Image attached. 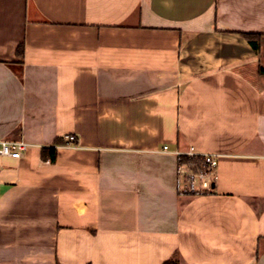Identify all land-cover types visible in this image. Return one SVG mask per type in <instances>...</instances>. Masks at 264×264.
I'll return each instance as SVG.
<instances>
[{
    "label": "crops",
    "instance_id": "0c3cea01",
    "mask_svg": "<svg viewBox=\"0 0 264 264\" xmlns=\"http://www.w3.org/2000/svg\"><path fill=\"white\" fill-rule=\"evenodd\" d=\"M21 141L0 264H264V0H0ZM191 149L218 155L211 194L177 191Z\"/></svg>",
    "mask_w": 264,
    "mask_h": 264
},
{
    "label": "built area",
    "instance_id": "2783aa9c",
    "mask_svg": "<svg viewBox=\"0 0 264 264\" xmlns=\"http://www.w3.org/2000/svg\"><path fill=\"white\" fill-rule=\"evenodd\" d=\"M67 144L72 145L76 141L75 136H67ZM30 147L26 142H3L0 145V156L19 159ZM164 152L169 147H164ZM177 168V191L180 196H203L214 192L219 165L218 155L201 154L194 149L188 152L176 153Z\"/></svg>",
    "mask_w": 264,
    "mask_h": 264
},
{
    "label": "trees",
    "instance_id": "16d2710c",
    "mask_svg": "<svg viewBox=\"0 0 264 264\" xmlns=\"http://www.w3.org/2000/svg\"><path fill=\"white\" fill-rule=\"evenodd\" d=\"M243 36L251 43L254 44V40L255 38H257L258 36L254 35V34H243ZM20 52H21V48H20ZM43 157L45 159H47L48 157H50L52 159V162L55 161L56 159V151L55 150H51V151H44L43 153ZM165 264H179L178 261L176 260H171L166 262Z\"/></svg>",
    "mask_w": 264,
    "mask_h": 264
}]
</instances>
